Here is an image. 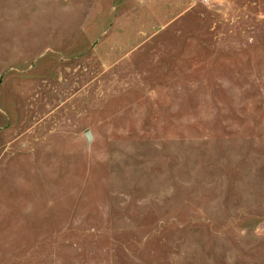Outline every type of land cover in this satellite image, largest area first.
I'll use <instances>...</instances> for the list:
<instances>
[{
	"label": "rangeland",
	"instance_id": "obj_1",
	"mask_svg": "<svg viewBox=\"0 0 264 264\" xmlns=\"http://www.w3.org/2000/svg\"><path fill=\"white\" fill-rule=\"evenodd\" d=\"M0 264H264V0H0Z\"/></svg>",
	"mask_w": 264,
	"mask_h": 264
},
{
	"label": "water",
	"instance_id": "obj_2",
	"mask_svg": "<svg viewBox=\"0 0 264 264\" xmlns=\"http://www.w3.org/2000/svg\"><path fill=\"white\" fill-rule=\"evenodd\" d=\"M85 135L87 136L88 139H91V135H90V132L89 131H86L85 132Z\"/></svg>",
	"mask_w": 264,
	"mask_h": 264
},
{
	"label": "built area",
	"instance_id": "obj_3",
	"mask_svg": "<svg viewBox=\"0 0 264 264\" xmlns=\"http://www.w3.org/2000/svg\"><path fill=\"white\" fill-rule=\"evenodd\" d=\"M204 1H208V0H204Z\"/></svg>",
	"mask_w": 264,
	"mask_h": 264
}]
</instances>
